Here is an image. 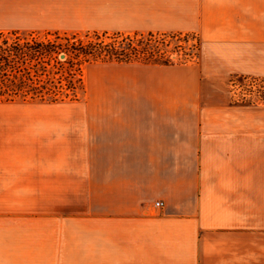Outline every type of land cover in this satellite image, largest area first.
<instances>
[{
  "label": "crops",
  "instance_id": "obj_1",
  "mask_svg": "<svg viewBox=\"0 0 264 264\" xmlns=\"http://www.w3.org/2000/svg\"><path fill=\"white\" fill-rule=\"evenodd\" d=\"M14 30L195 34L201 55L191 95L166 77L88 113L0 112V264H264L256 116L229 93L264 75V0H0Z\"/></svg>",
  "mask_w": 264,
  "mask_h": 264
},
{
  "label": "rangeland",
  "instance_id": "obj_2",
  "mask_svg": "<svg viewBox=\"0 0 264 264\" xmlns=\"http://www.w3.org/2000/svg\"><path fill=\"white\" fill-rule=\"evenodd\" d=\"M24 35L35 34L43 41H52L56 44L66 43L67 39L87 44L97 41L96 33L101 36L106 43L114 41L110 38L115 33L109 32H65L58 31H22L14 30ZM4 32V31H0ZM13 32V31H9ZM108 33L107 36H103ZM117 33V32H116ZM122 34H132L123 33ZM135 43L150 52H155V58L159 60L166 56L170 60L169 64L178 68L163 71L154 65V62H85L77 64L72 72L71 55L63 52L59 60L67 61L64 68L57 66L55 72H59L57 78L64 75L67 84L74 78L75 82L81 83L82 88L77 92L76 98H67L64 101L53 103L49 100H19L16 102H0V112H31V113H88L91 110V103L94 101L105 102L112 98H145L148 96L168 95L170 90L162 87L166 77H175V92L178 96L191 95L192 88L189 82L186 66L200 62L201 39L195 34H154L153 36L143 33ZM141 42H138L140 41ZM119 41H121L119 39ZM65 54L66 57L61 56ZM73 60V59H72ZM77 62V59L74 61ZM161 64V63H160ZM165 72V73H164ZM72 73L74 75H72ZM70 74V75H69ZM172 75V76H170ZM81 79V81H79ZM78 83V84H79ZM229 93L237 105L245 112H250L255 117L252 128L257 129V139L259 146L258 156V180H264V75H243L232 78L229 85ZM174 91L172 89V95ZM223 95V91L221 92ZM259 228L264 221V212L258 213ZM263 232L259 229V233ZM264 251V248H263Z\"/></svg>",
  "mask_w": 264,
  "mask_h": 264
},
{
  "label": "trees",
  "instance_id": "obj_3",
  "mask_svg": "<svg viewBox=\"0 0 264 264\" xmlns=\"http://www.w3.org/2000/svg\"><path fill=\"white\" fill-rule=\"evenodd\" d=\"M107 34L104 33L103 36L106 37ZM95 35L97 41L87 44L69 39L66 43L56 44L43 41L35 34L0 32V102L49 100L56 103L67 98H76L77 92L82 88L81 79L79 83L72 77L66 84L67 78L64 75L57 78L59 72H55L57 66L64 68L67 62L59 60L63 52L71 55L72 72L83 61L170 63L166 56L159 60L155 58V52L135 44L142 34L115 33L110 37L114 39L110 43L101 39L99 34ZM76 59L77 62H74Z\"/></svg>",
  "mask_w": 264,
  "mask_h": 264
},
{
  "label": "water",
  "instance_id": "obj_4",
  "mask_svg": "<svg viewBox=\"0 0 264 264\" xmlns=\"http://www.w3.org/2000/svg\"><path fill=\"white\" fill-rule=\"evenodd\" d=\"M61 57H62V58H65V57H66V55H65V54H63Z\"/></svg>",
  "mask_w": 264,
  "mask_h": 264
},
{
  "label": "built area",
  "instance_id": "obj_5",
  "mask_svg": "<svg viewBox=\"0 0 264 264\" xmlns=\"http://www.w3.org/2000/svg\"><path fill=\"white\" fill-rule=\"evenodd\" d=\"M158 205H162V203L160 202V203H158Z\"/></svg>",
  "mask_w": 264,
  "mask_h": 264
}]
</instances>
